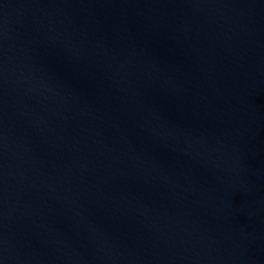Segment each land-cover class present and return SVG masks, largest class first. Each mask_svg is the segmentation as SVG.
Here are the masks:
<instances>
[{"label":"water","instance_id":"water-1","mask_svg":"<svg viewBox=\"0 0 264 264\" xmlns=\"http://www.w3.org/2000/svg\"><path fill=\"white\" fill-rule=\"evenodd\" d=\"M0 264H264V0H0Z\"/></svg>","mask_w":264,"mask_h":264}]
</instances>
